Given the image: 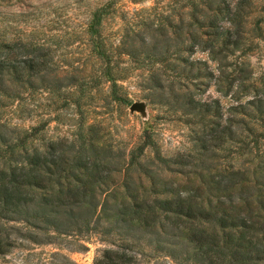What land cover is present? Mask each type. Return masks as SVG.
<instances>
[{
	"label": "trees",
	"instance_id": "obj_1",
	"mask_svg": "<svg viewBox=\"0 0 264 264\" xmlns=\"http://www.w3.org/2000/svg\"><path fill=\"white\" fill-rule=\"evenodd\" d=\"M106 9L89 25L104 82L61 69L44 44L0 41V254L17 238L42 244L100 229L179 264H264V72L247 59L264 43V0L157 6L125 24L112 51L95 32ZM114 64L140 70L144 99L190 127L187 154L165 158L147 132L115 149L94 124L74 141L31 146V134L2 121L43 91L81 110V97H68L103 83L107 104L127 105ZM125 250L105 249L95 264H137Z\"/></svg>",
	"mask_w": 264,
	"mask_h": 264
},
{
	"label": "rangeland",
	"instance_id": "obj_2",
	"mask_svg": "<svg viewBox=\"0 0 264 264\" xmlns=\"http://www.w3.org/2000/svg\"><path fill=\"white\" fill-rule=\"evenodd\" d=\"M175 1L0 0V41L44 44L61 69L75 71L83 82L99 81V78L104 82L105 67L89 35L94 13L107 8L101 12L106 17L96 24L95 32L108 40L103 44L104 49L112 51L110 45L113 47L117 43L125 24L152 16L157 6H172ZM113 56L115 58V54ZM247 59L256 76L264 72V43L260 42L259 48ZM111 68L112 77L118 78V86H122L118 92L128 98L127 105L107 104L109 89L103 83L98 87L87 86L83 91L77 88V92L69 95V100L81 97V110L73 104L63 106V92L43 91L19 106L14 104L3 110L2 121L21 133L31 134L27 142L31 146L40 147L58 140L74 141L83 128L94 124L98 127L100 143L115 149L129 150L147 132L165 158L187 154L193 145L190 127L166 107L152 105L144 99L140 91V70L125 73L116 64ZM210 93L216 96L212 90ZM133 103L142 104V110L131 111ZM146 156H152L150 149ZM118 246L124 247L129 254H136L137 264H179L165 254H155L148 247L138 249L117 236L105 235L100 229L83 236L56 237L42 244L17 238L7 253L0 254V264H95L103 250Z\"/></svg>",
	"mask_w": 264,
	"mask_h": 264
},
{
	"label": "water",
	"instance_id": "obj_3",
	"mask_svg": "<svg viewBox=\"0 0 264 264\" xmlns=\"http://www.w3.org/2000/svg\"><path fill=\"white\" fill-rule=\"evenodd\" d=\"M130 110L131 111H141L142 110V104H136V103H133L131 106H130Z\"/></svg>",
	"mask_w": 264,
	"mask_h": 264
}]
</instances>
